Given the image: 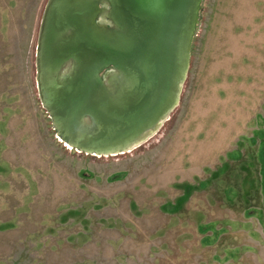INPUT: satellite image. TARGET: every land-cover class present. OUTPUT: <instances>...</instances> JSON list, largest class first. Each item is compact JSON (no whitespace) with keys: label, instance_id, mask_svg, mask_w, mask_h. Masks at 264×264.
Returning a JSON list of instances; mask_svg holds the SVG:
<instances>
[{"label":"rangeland","instance_id":"obj_1","mask_svg":"<svg viewBox=\"0 0 264 264\" xmlns=\"http://www.w3.org/2000/svg\"><path fill=\"white\" fill-rule=\"evenodd\" d=\"M48 1L0 0V264H264V0H203L178 104L109 154L41 102Z\"/></svg>","mask_w":264,"mask_h":264},{"label":"water","instance_id":"obj_2","mask_svg":"<svg viewBox=\"0 0 264 264\" xmlns=\"http://www.w3.org/2000/svg\"><path fill=\"white\" fill-rule=\"evenodd\" d=\"M203 0H49L37 84L58 136L94 154L144 142L176 107Z\"/></svg>","mask_w":264,"mask_h":264},{"label":"bare ground","instance_id":"obj_3","mask_svg":"<svg viewBox=\"0 0 264 264\" xmlns=\"http://www.w3.org/2000/svg\"><path fill=\"white\" fill-rule=\"evenodd\" d=\"M67 145H68L69 147H71V145H70V144H68V143H67Z\"/></svg>","mask_w":264,"mask_h":264},{"label":"trees","instance_id":"obj_4","mask_svg":"<svg viewBox=\"0 0 264 264\" xmlns=\"http://www.w3.org/2000/svg\"><path fill=\"white\" fill-rule=\"evenodd\" d=\"M263 152H264V149H263ZM263 161H264V157H263Z\"/></svg>","mask_w":264,"mask_h":264}]
</instances>
